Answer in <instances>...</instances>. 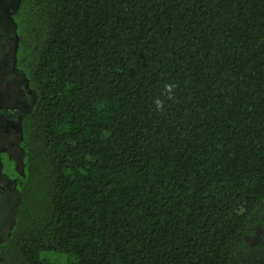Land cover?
<instances>
[{
	"label": "trees",
	"instance_id": "trees-1",
	"mask_svg": "<svg viewBox=\"0 0 264 264\" xmlns=\"http://www.w3.org/2000/svg\"><path fill=\"white\" fill-rule=\"evenodd\" d=\"M12 19L31 104L0 264H264V0H20Z\"/></svg>",
	"mask_w": 264,
	"mask_h": 264
},
{
	"label": "rangeland",
	"instance_id": "rangeland-1",
	"mask_svg": "<svg viewBox=\"0 0 264 264\" xmlns=\"http://www.w3.org/2000/svg\"><path fill=\"white\" fill-rule=\"evenodd\" d=\"M19 1L0 0V244L7 239L14 225L19 204V190L13 188L14 179L10 178L9 172L14 166L7 163L14 160L18 170H22L20 117L31 104L25 76L14 68L17 45L11 15ZM55 255L59 254H45V257L53 260Z\"/></svg>",
	"mask_w": 264,
	"mask_h": 264
},
{
	"label": "clouds",
	"instance_id": "clouds-1",
	"mask_svg": "<svg viewBox=\"0 0 264 264\" xmlns=\"http://www.w3.org/2000/svg\"><path fill=\"white\" fill-rule=\"evenodd\" d=\"M175 86L174 85H165L164 86V90H163V93L164 95H166L167 98L171 99L172 98V90ZM154 105L157 109L161 108L162 107V101L157 98L154 100Z\"/></svg>",
	"mask_w": 264,
	"mask_h": 264
},
{
	"label": "flooded vegetation",
	"instance_id": "flooded-vegetation-1",
	"mask_svg": "<svg viewBox=\"0 0 264 264\" xmlns=\"http://www.w3.org/2000/svg\"><path fill=\"white\" fill-rule=\"evenodd\" d=\"M12 15H13V13H12ZM0 128L2 129V126H0ZM19 139H20V142H19V144H20L21 143L20 132H19Z\"/></svg>",
	"mask_w": 264,
	"mask_h": 264
}]
</instances>
